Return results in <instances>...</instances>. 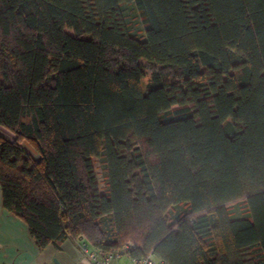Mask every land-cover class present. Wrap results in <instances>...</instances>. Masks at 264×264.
Here are the masks:
<instances>
[{
    "label": "trees",
    "instance_id": "1",
    "mask_svg": "<svg viewBox=\"0 0 264 264\" xmlns=\"http://www.w3.org/2000/svg\"><path fill=\"white\" fill-rule=\"evenodd\" d=\"M0 193L39 249L264 264V0H0Z\"/></svg>",
    "mask_w": 264,
    "mask_h": 264
},
{
    "label": "crops",
    "instance_id": "2",
    "mask_svg": "<svg viewBox=\"0 0 264 264\" xmlns=\"http://www.w3.org/2000/svg\"><path fill=\"white\" fill-rule=\"evenodd\" d=\"M80 241L65 239L58 246L39 249L23 222L3 208L0 193V264H93L81 251ZM112 263L134 264L124 253Z\"/></svg>",
    "mask_w": 264,
    "mask_h": 264
},
{
    "label": "rangeland",
    "instance_id": "3",
    "mask_svg": "<svg viewBox=\"0 0 264 264\" xmlns=\"http://www.w3.org/2000/svg\"><path fill=\"white\" fill-rule=\"evenodd\" d=\"M121 11L124 20L133 31H137L138 36L141 37L142 28L140 25V20L138 19L136 10L133 4L123 5ZM93 168L95 171L96 179L98 181V186L101 194L106 192V173L104 169V164L101 158H93L92 160ZM229 211L233 216H242L246 214V206L242 201L229 207Z\"/></svg>",
    "mask_w": 264,
    "mask_h": 264
},
{
    "label": "built area",
    "instance_id": "4",
    "mask_svg": "<svg viewBox=\"0 0 264 264\" xmlns=\"http://www.w3.org/2000/svg\"><path fill=\"white\" fill-rule=\"evenodd\" d=\"M81 251L87 255L93 264H113L112 260L119 256V253L109 254L106 256L99 255L96 251L92 250L84 241L81 239L80 245ZM134 264H165L162 261L154 258L153 255H147L141 260H133Z\"/></svg>",
    "mask_w": 264,
    "mask_h": 264
}]
</instances>
